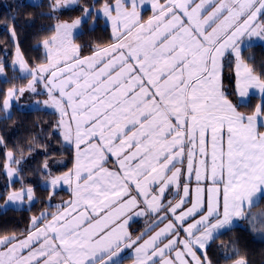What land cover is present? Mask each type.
Returning a JSON list of instances; mask_svg holds the SVG:
<instances>
[{
    "label": "snow or ice",
    "instance_id": "1",
    "mask_svg": "<svg viewBox=\"0 0 264 264\" xmlns=\"http://www.w3.org/2000/svg\"><path fill=\"white\" fill-rule=\"evenodd\" d=\"M143 2L83 7L81 18L55 25L43 41L47 62L36 67L17 42L10 65L31 79L7 88L2 108L10 115L12 102L43 84L49 99L34 103L59 113L63 140L75 149L73 169L49 171V200L61 183L74 198L32 216L22 238L0 237V264H124L133 247V264H211L206 248L264 199V73L241 55L254 38L264 41V0H152L155 14L141 22ZM94 11L111 21L116 42L81 56L73 33ZM226 53L235 59L238 104L221 90ZM0 76L6 80L3 60ZM253 89L261 102L247 115L238 106ZM109 156L118 170L105 166ZM6 158L10 185L20 160L11 151ZM5 197L3 209L18 210L34 190L22 186ZM139 216L153 220L133 239L129 221Z\"/></svg>",
    "mask_w": 264,
    "mask_h": 264
},
{
    "label": "trees",
    "instance_id": "2",
    "mask_svg": "<svg viewBox=\"0 0 264 264\" xmlns=\"http://www.w3.org/2000/svg\"><path fill=\"white\" fill-rule=\"evenodd\" d=\"M114 1L79 0L74 6L54 9L50 5L55 0H0V60L4 61L7 80L6 82L5 76H0V139L3 141L0 143V204L5 202L6 192L19 190L22 186L31 187L35 196L31 205L18 210L13 207L4 210L0 207V237L16 235L22 238L30 229L33 213L56 206L58 193L65 195L67 191L62 188L55 190L49 200L51 189L43 187V184L51 178L49 171L52 176L61 175L69 171L74 161L73 146L63 140L62 129L58 127L60 116L56 110L41 106L22 108L14 102L9 115L2 108L6 89L26 86L31 79L30 76L22 78L19 71H14L10 65L15 58L16 44L18 42L20 52L29 67L44 64L47 59L43 41L55 34V25L61 21L81 18L83 7L100 10L105 2ZM10 27L15 29V40L10 35ZM73 39L81 46V56L113 41L108 25L95 11L91 18L83 20ZM245 48L241 52L244 60L256 74L264 73V45L258 42ZM222 83L228 99L238 104L232 63L224 66ZM260 102V96L250 95L248 103L239 105L238 111L250 115ZM8 151L20 160V164L11 165L18 170V175L10 185L9 177L5 174ZM45 163L48 165L47 171L43 167ZM260 207H264V199L252 206L250 211ZM251 226L253 232L248 229L245 219H238L234 226L222 231L206 248L211 264H227L237 258H244L247 264H264V239L256 235L264 233V230L259 223ZM232 240H235L236 250L227 254L226 258L222 246Z\"/></svg>",
    "mask_w": 264,
    "mask_h": 264
},
{
    "label": "rangeland",
    "instance_id": "3",
    "mask_svg": "<svg viewBox=\"0 0 264 264\" xmlns=\"http://www.w3.org/2000/svg\"><path fill=\"white\" fill-rule=\"evenodd\" d=\"M77 1L79 2V0H76V4H78L77 3ZM75 4V5H76ZM71 6H74V5H71ZM64 7H66V6H62L60 9H63ZM155 13H152V15H151V17L154 15ZM149 19V18H148ZM147 19V20H148ZM60 24V23H59ZM255 39V38H254ZM104 47H107V46H104ZM88 55H91V53L90 54H88ZM88 55H85V56H88ZM221 63H222V68H221V73H220V84H221V90L223 91V84H222V73H223V68H224V66L226 65V64H228V63H232V66H233V68L235 67L234 66V64H235V59H234V57L233 56H231V55H229L228 53H226L225 54V57L222 59V61H221ZM231 72H232V69H231ZM232 74V73H231ZM233 74H234V69H233ZM30 80V79H29ZM35 87H36V93H30V92H25L24 93V95L23 96H21L20 97V100H19V102H15V104H17L19 107H22V108H31V107H36V106H41V107H47V108H50V109H53V108H51L50 106H45V105H43L42 103L41 104H35L34 102L35 101H45V100H48L49 99V96H48V94H47V91H46V89L44 88V86H43V84L42 83H37L36 85H35ZM14 102H12V104H13ZM55 110V109H54ZM10 112H11V109H10ZM60 116V115H59ZM60 119H61V117H60ZM73 149H74V147H73ZM74 164H75V149H74V161H73V164H72V166H71V168L69 169V171L71 170V169H73L74 168ZM106 167H108V168H111V169H113V170H118L117 169V165H116V159H115V157H113V156H109V159H108V163L105 165ZM68 171V172H69ZM61 175H63V174H61ZM56 176H59V174H57ZM14 178V177H13ZM12 178V179H13ZM60 185H62V186H57L56 187V191H58L60 188H62L63 190H65V191H67V195L65 194H63V193H61V195L58 193V195H57V200H56V205H63L64 204V202H66V201H69V200H71V199H73L74 197H73V193H72V187L70 186V185H68V184H64V183H61ZM48 185H47V182H45L44 184H43V187H47ZM194 184L192 185V187L194 188ZM49 188V187H48ZM54 190V191H55ZM55 191V192H56ZM52 192H53V190H51V194H52ZM54 192V193H55ZM192 194L190 193V196H191ZM53 196V195H52ZM167 199H173V198H170V197H167ZM176 199H178V198H176ZM4 204H5V202L3 203V204H0V207H2L3 208V206H4ZM190 206V205H189ZM57 211V208H56V206L54 207V208H52V209H41L40 211H38L37 213H33L32 215H31V217L32 216H38V215H40V213L41 212H56ZM198 218V217H197ZM49 219H50V217H49ZM152 220H153V217H150V216H139V217H133L132 218V220H130L129 221V225H128V231H129V233L132 235V237H133V239H135L137 236H139L140 235V233H143L141 230H143V231H145L146 230V228L148 227V226H150L151 225V223H152ZM191 222V221H190ZM165 223H167V221H165ZM29 226L31 227V225H30V223H29ZM164 225H162V227H163ZM139 227H141V228H139ZM162 227H160V228H162ZM139 230V231H138ZM159 230V229H158ZM138 231V232H137ZM141 231V232H140ZM154 234V233H153ZM181 234V233H180ZM148 237H144V239H147ZM142 242V241H141ZM130 250H132V251H130ZM200 253H202L203 252V250H198ZM129 253L132 255V254H134V247L133 248H130V249H126L125 250V252H124V255L125 256H127V255H129ZM130 264H133V263H130Z\"/></svg>",
    "mask_w": 264,
    "mask_h": 264
},
{
    "label": "crops",
    "instance_id": "4",
    "mask_svg": "<svg viewBox=\"0 0 264 264\" xmlns=\"http://www.w3.org/2000/svg\"><path fill=\"white\" fill-rule=\"evenodd\" d=\"M30 1H31V0H30ZM32 1H33V0H32ZM114 3H115V1L112 2V3H110V4H114ZM158 3H160V4H165V3H166V0H158ZM101 9H102V8H101ZM138 11H139V13H140V19H141V22H147V19H148V18H151L152 13H155V12H154V9H153V7H152V0H144L143 4L140 5V6L138 7ZM147 12H148V13H147ZM99 15H100V17L102 18V20L108 25V27H109V29H110V31H111V35H112V40H113L112 43H115L116 41H115L114 38H113V29H112L111 21H110L109 19L105 18V17L102 15V13L99 14ZM113 15H115V13H113ZM145 15H146V16H145ZM75 19H76V18H75ZM75 19H73V20H75ZM73 20H70V21H63V22L71 23ZM63 22L61 21V23H63ZM76 31H77V29L74 30L73 36H74V34H75ZM257 42H261V43L264 45V41H260V40H257V39H253L252 42H251V44H254V43H257ZM112 43H111V44H112ZM107 46H108V45H107ZM245 47H247V46H242V49L245 48ZM234 66H235V64H234ZM233 69H234V79H235V83H236V81H237V77H236L235 67H234ZM222 84H223V83H222ZM223 92H224V88H223ZM236 92H237V89H236ZM250 95H257V96H260L259 93H258V91L255 90V89H253V90L250 91ZM250 95H249V96H250ZM237 97H238V96H237ZM248 98H249V97H247L246 99L248 100ZM238 100H239V97H238ZM261 132H264V128H262ZM58 186H60V184H59ZM47 187H48V186H47ZM167 197L173 198L171 194H169ZM177 198H178V197H177ZM34 201H35V196H34V198H33V201L31 202V204H32ZM31 204H27V203H26V204H25L24 206H22V207H27V206H29V205H31ZM256 205H257V204H256ZM254 206H255V205H254ZM251 208H252V207H251ZM236 220H237V219H236ZM236 220H234L233 224L236 222ZM162 225H163V224H160L158 228H155V229H154V231H158V229H159L160 227H162ZM141 231L144 232L143 230H141ZM141 231H140V232H141ZM154 231H153L152 233H149V235H152V234L154 233ZM137 232H138V231H137ZM140 234H141V233H140ZM180 236H181V238H183V237H184V234L181 233ZM146 237H147V236H146ZM234 241H235V240L229 241L228 243H226V244H224V245L222 246L224 252H226L227 254H230V253L235 252V250H236V243H235ZM165 242H166V241H165ZM130 251H132V250H130ZM203 251H205V250H203ZM228 252H229V253H228ZM197 255L201 256V259H202V260L204 259V256L201 255V253H200L199 251H197ZM133 257H134V254L131 255V254L129 253V255H127V256H126V259L124 260V264H130V263H133ZM237 259H240V258H237ZM237 259H235V260H233V261H231V262H229V263H227V264H235V261H236Z\"/></svg>",
    "mask_w": 264,
    "mask_h": 264
},
{
    "label": "flooded vegetation",
    "instance_id": "5",
    "mask_svg": "<svg viewBox=\"0 0 264 264\" xmlns=\"http://www.w3.org/2000/svg\"><path fill=\"white\" fill-rule=\"evenodd\" d=\"M246 223H247L248 229L252 232H253V227L251 225L255 224V223H259V226L261 223H263L260 226V228H263V230H264V209L257 210L255 212L251 213V215L246 218ZM256 235H257V237L264 239V233H262V234L256 233Z\"/></svg>",
    "mask_w": 264,
    "mask_h": 264
}]
</instances>
